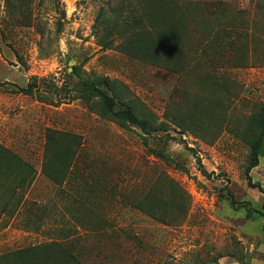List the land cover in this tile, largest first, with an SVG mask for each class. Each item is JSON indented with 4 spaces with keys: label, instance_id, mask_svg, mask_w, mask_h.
<instances>
[{
    "label": "rangeland",
    "instance_id": "374dc122",
    "mask_svg": "<svg viewBox=\"0 0 264 264\" xmlns=\"http://www.w3.org/2000/svg\"><path fill=\"white\" fill-rule=\"evenodd\" d=\"M107 1L33 0L18 9L17 1L0 0V145L34 169L19 186L0 159V255L68 238L84 264H264V195L247 183L240 137L248 118L264 110V0L213 6L188 44L195 68L182 75L102 50L92 26L101 9L113 16ZM74 65L83 78L125 86L162 124V138L147 137L144 146L136 128H120L79 99L67 102L78 82ZM33 77L38 96L54 103L17 92ZM193 109L200 128L181 133L171 122ZM47 129L82 137L75 179L62 186L40 172ZM159 172L188 195L179 225L158 223L122 199L144 191ZM248 176L264 189V158ZM93 196L96 212L89 211Z\"/></svg>",
    "mask_w": 264,
    "mask_h": 264
},
{
    "label": "trees",
    "instance_id": "16d2710c",
    "mask_svg": "<svg viewBox=\"0 0 264 264\" xmlns=\"http://www.w3.org/2000/svg\"><path fill=\"white\" fill-rule=\"evenodd\" d=\"M15 1L19 3L20 9L23 6L27 8L33 0ZM222 3V0H109L107 5L113 16L108 17L101 9L92 30L96 44L102 50L115 49L132 59L182 75L192 72L196 65L192 63L194 59L187 55V49L197 23L202 19L206 21V17L211 16L214 11L212 7ZM71 77H75L78 82L75 96H68L67 102L79 99L88 111L117 123L120 128H136L143 137L144 146H147V137L162 138L156 136L159 131H164L162 124H157L152 112L143 110L142 104L128 96L125 86L108 77L83 78L76 65L71 67ZM31 80L26 87L18 88L17 92L37 97L41 102L54 103L52 99L38 96L40 89L37 79L33 77ZM58 103H61L59 98L55 104ZM198 119V112L193 109L171 123L181 129V133L194 132L200 128ZM240 137L248 148L245 165L247 183L264 195V189L257 183L251 184L248 176L250 170L258 165L259 158H264V110L260 109L248 118L240 131ZM81 147V135L47 129L41 174L56 186L70 183L77 171L74 167ZM152 153L156 158L169 162L168 156L163 152ZM0 159L9 180H17L19 186L30 183L34 172L30 164L1 145ZM202 173L209 176L204 171ZM97 183L103 186L101 178ZM97 197L99 196H93L90 202L95 210L89 211L96 212L100 207L94 201ZM122 199L128 207L169 226L182 223L189 206L185 190L164 172L156 174L144 191H138L133 196L123 195ZM227 200L231 205L236 203L231 195ZM246 210L250 213L249 208ZM94 212L92 214L97 215ZM258 215L264 220V212H259ZM67 239L3 253L0 255V264H84L85 254L76 248V241Z\"/></svg>",
    "mask_w": 264,
    "mask_h": 264
}]
</instances>
